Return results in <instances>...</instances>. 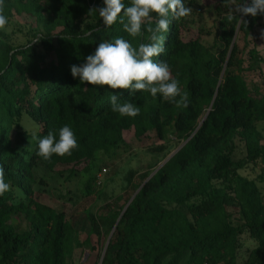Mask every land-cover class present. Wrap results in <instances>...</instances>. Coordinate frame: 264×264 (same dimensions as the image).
<instances>
[{
    "label": "trees",
    "instance_id": "1",
    "mask_svg": "<svg viewBox=\"0 0 264 264\" xmlns=\"http://www.w3.org/2000/svg\"><path fill=\"white\" fill-rule=\"evenodd\" d=\"M184 3L191 15L172 21L163 33L164 53L153 58L168 63L188 94V107L178 108L159 93L132 96L72 76L71 66L84 64L102 40L123 37L137 48L149 42L146 31L126 33L120 18L104 26L98 11L89 12L103 0H3L9 23L0 31V164L10 190L0 196V264H72V225L64 212L39 201L49 184L42 173L69 181L83 173L85 195L101 196L94 186L103 187L99 175L113 165L130 131L137 139L155 134L161 144L148 149L152 159L143 172L125 175L123 192L131 196L123 205L121 194L106 214L87 212L84 245L97 238L103 249L97 264H264V89L246 75L264 65L257 49H249L255 31L264 30V15L243 17V25L227 20L228 6L217 7L214 30L199 26L200 3ZM18 16L35 25H20ZM110 93L130 99L140 114L112 112ZM64 125L78 148L44 161L36 155L38 139L49 131L59 139ZM249 167L260 169L256 179L243 175Z\"/></svg>",
    "mask_w": 264,
    "mask_h": 264
},
{
    "label": "clouds",
    "instance_id": "2",
    "mask_svg": "<svg viewBox=\"0 0 264 264\" xmlns=\"http://www.w3.org/2000/svg\"><path fill=\"white\" fill-rule=\"evenodd\" d=\"M103 2V7L89 9V12L98 11L104 26L110 27L120 18L119 22L126 33L131 37H139L146 31L149 42L141 43L137 48L123 37L111 41L102 40L95 52L86 57L84 64L71 66L72 76L78 77L81 84L130 90L132 96L137 92H149L156 97L159 93L165 101L178 108L188 107V94L181 91L179 81L172 77L168 63L164 60L157 62L153 58L164 53L166 36L163 33L169 32L172 21L191 15L192 8L186 6L184 0H131L128 7H125L123 0ZM227 6L229 22L238 19L239 23L247 25L248 21L243 17L264 15V0H250V3L239 5L229 0ZM153 13L158 17L154 27ZM121 16L126 17V22ZM8 23L3 0H0V31L5 30ZM261 39H264V30L261 31ZM109 102L111 111L122 117H136L140 114V107L130 99L121 101L118 95L110 93ZM58 136L59 139L54 132L49 131L43 138H39L36 155L50 162L53 154L70 156L78 148L77 138L70 126L61 127ZM9 190L10 185L5 182L4 166L0 164V196Z\"/></svg>",
    "mask_w": 264,
    "mask_h": 264
},
{
    "label": "rangeland",
    "instance_id": "3",
    "mask_svg": "<svg viewBox=\"0 0 264 264\" xmlns=\"http://www.w3.org/2000/svg\"><path fill=\"white\" fill-rule=\"evenodd\" d=\"M195 1L200 3L202 10H204L201 14L199 26H206L209 29L216 30L214 28L215 16L212 9H216L217 7L224 8L227 5L222 3V0ZM16 20L20 25H35V20L28 16H18ZM10 30H12L11 27ZM262 30L261 27L258 28L250 38L249 49L256 48L264 58V39H261ZM193 32L195 33L197 31ZM14 39L18 42L21 37L20 35H16ZM246 44L247 43L241 37L239 39V45L242 50L246 48ZM249 51L250 50H247L244 56L245 60L248 58ZM245 65L248 67L247 63ZM246 75L251 86H259L264 89V65H262L259 71L249 72ZM124 138L125 144L115 157L113 165L111 167H106V173L102 172L103 187L98 189L96 185L94 186L95 193H97V191H102L101 196L97 194L92 196L85 195L88 178L83 173L80 174L79 178L70 181L68 180V176L59 178L52 174L42 173L49 184L42 188L44 189L43 191L38 193L39 201L58 211L64 212L72 225L70 234L71 247L73 248L72 264H97L99 262L103 249L98 244L97 238L93 237L89 246L84 245L85 241L89 238L91 230L87 212L89 211L99 215L106 214V207L108 204L112 203L111 199L121 194H124L125 198L119 205H123L131 196V192L128 194L123 192V188L126 185L124 181L125 175L131 169L143 172L152 159L146 156L148 149L154 145L161 144L155 134L137 139L134 131H130L125 133ZM102 160L107 161L109 157H105ZM84 167L85 165H81L78 166L77 169L82 171ZM260 173V169L255 167H249L247 170L243 171V175L250 179H256ZM139 182L140 179L137 178L136 183ZM21 222L22 223L18 224L20 228L24 230L26 223L24 220Z\"/></svg>",
    "mask_w": 264,
    "mask_h": 264
},
{
    "label": "water",
    "instance_id": "4",
    "mask_svg": "<svg viewBox=\"0 0 264 264\" xmlns=\"http://www.w3.org/2000/svg\"><path fill=\"white\" fill-rule=\"evenodd\" d=\"M172 158V157H171ZM166 162H168V161H166ZM165 164V163H164ZM156 173H154L153 175H152V177L155 175ZM151 177V178H152ZM150 178V179H151ZM133 200V199H132ZM132 200H131V202H132ZM112 235H113V233L111 234V236H110V238H109V241H108V244H107V247H108V245H109V243H110V240H111V238H112ZM107 247H106V249H105V252H104V256H105V253H106V250H107ZM103 260V259H102Z\"/></svg>",
    "mask_w": 264,
    "mask_h": 264
},
{
    "label": "built area",
    "instance_id": "5",
    "mask_svg": "<svg viewBox=\"0 0 264 264\" xmlns=\"http://www.w3.org/2000/svg\"><path fill=\"white\" fill-rule=\"evenodd\" d=\"M107 171L104 170V173H106ZM103 173L99 175V179L102 177ZM98 183H100V181H98Z\"/></svg>",
    "mask_w": 264,
    "mask_h": 264
}]
</instances>
